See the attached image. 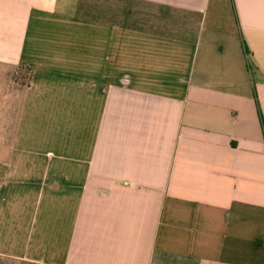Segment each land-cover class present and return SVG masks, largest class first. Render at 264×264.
Listing matches in <instances>:
<instances>
[{
    "label": "crops",
    "instance_id": "1",
    "mask_svg": "<svg viewBox=\"0 0 264 264\" xmlns=\"http://www.w3.org/2000/svg\"><path fill=\"white\" fill-rule=\"evenodd\" d=\"M0 64V264H264V0H0Z\"/></svg>",
    "mask_w": 264,
    "mask_h": 264
},
{
    "label": "rangeland",
    "instance_id": "2",
    "mask_svg": "<svg viewBox=\"0 0 264 264\" xmlns=\"http://www.w3.org/2000/svg\"><path fill=\"white\" fill-rule=\"evenodd\" d=\"M30 69L0 64V152H9L22 111V94L29 84Z\"/></svg>",
    "mask_w": 264,
    "mask_h": 264
}]
</instances>
